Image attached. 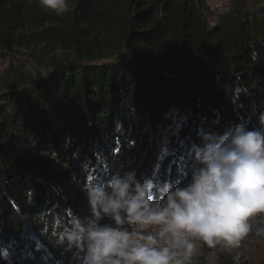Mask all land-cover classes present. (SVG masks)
<instances>
[{
	"label": "trees",
	"instance_id": "trees-1",
	"mask_svg": "<svg viewBox=\"0 0 264 264\" xmlns=\"http://www.w3.org/2000/svg\"><path fill=\"white\" fill-rule=\"evenodd\" d=\"M67 3L57 15L39 0H0V51L36 67L0 76L8 264H77L53 231L89 213L88 175L106 180L131 165L137 176L184 182L200 130L256 127L264 109V25L246 0H232L214 26L199 0Z\"/></svg>",
	"mask_w": 264,
	"mask_h": 264
},
{
	"label": "clouds",
	"instance_id": "clouds-1",
	"mask_svg": "<svg viewBox=\"0 0 264 264\" xmlns=\"http://www.w3.org/2000/svg\"><path fill=\"white\" fill-rule=\"evenodd\" d=\"M39 4L68 11L67 0ZM256 120L222 134L200 130L184 182L137 176L131 165L94 178L82 188L89 213L58 219L57 242L77 264H194L197 241L230 250L249 232L264 237V221L250 222L264 214V109Z\"/></svg>",
	"mask_w": 264,
	"mask_h": 264
},
{
	"label": "rangeland",
	"instance_id": "rangeland-1",
	"mask_svg": "<svg viewBox=\"0 0 264 264\" xmlns=\"http://www.w3.org/2000/svg\"><path fill=\"white\" fill-rule=\"evenodd\" d=\"M232 0H199L205 20L209 26L217 23L219 15L225 13L229 9ZM249 7L255 10V16L261 19L264 25V0H246ZM9 66H13L17 70L30 72L32 75L36 72V67L32 62L22 57L0 51V76L11 75L7 71ZM43 76L45 70L40 69ZM264 221V214H258L250 219L253 229ZM198 254L194 257V264H219L221 256L233 258L235 260L247 261L248 264H264V237H258L254 232H249L243 237L237 245L230 250L225 249L222 244L215 247H208L202 241H197ZM0 264H8L7 261L0 259ZM51 264H67L66 262L55 261Z\"/></svg>",
	"mask_w": 264,
	"mask_h": 264
},
{
	"label": "snow or ice",
	"instance_id": "snow-or-ice-1",
	"mask_svg": "<svg viewBox=\"0 0 264 264\" xmlns=\"http://www.w3.org/2000/svg\"><path fill=\"white\" fill-rule=\"evenodd\" d=\"M166 151V150H165ZM88 179L91 181L94 179V177L92 175H88Z\"/></svg>",
	"mask_w": 264,
	"mask_h": 264
}]
</instances>
